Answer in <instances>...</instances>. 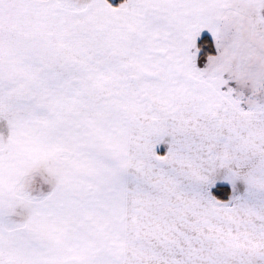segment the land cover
<instances>
[{
    "label": "snow or ice",
    "instance_id": "6c2138e0",
    "mask_svg": "<svg viewBox=\"0 0 264 264\" xmlns=\"http://www.w3.org/2000/svg\"><path fill=\"white\" fill-rule=\"evenodd\" d=\"M0 264H264V0H0Z\"/></svg>",
    "mask_w": 264,
    "mask_h": 264
}]
</instances>
